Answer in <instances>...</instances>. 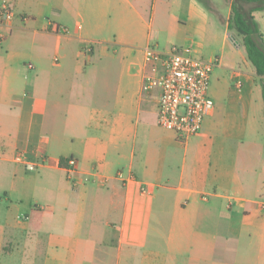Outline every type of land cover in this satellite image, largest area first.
<instances>
[{
  "label": "crops",
  "instance_id": "0c3cea01",
  "mask_svg": "<svg viewBox=\"0 0 264 264\" xmlns=\"http://www.w3.org/2000/svg\"><path fill=\"white\" fill-rule=\"evenodd\" d=\"M3 2L13 17L0 18V264H264V146L249 132L262 93L248 58L238 52L237 66L231 52L235 90L180 142L157 124L154 90L143 99L132 83H108L101 58L118 51L86 48V9L92 27L110 10L142 23L132 0H101L99 14L86 0ZM187 4L181 25L203 33L204 10ZM253 15L264 36V10ZM143 68L142 56L141 90ZM18 152L47 163L28 170ZM29 244L41 260L14 262Z\"/></svg>",
  "mask_w": 264,
  "mask_h": 264
},
{
  "label": "rangeland",
  "instance_id": "374dc122",
  "mask_svg": "<svg viewBox=\"0 0 264 264\" xmlns=\"http://www.w3.org/2000/svg\"><path fill=\"white\" fill-rule=\"evenodd\" d=\"M132 1L136 6V10L143 16L142 23L136 19V15L134 16L133 13L131 15V13L127 12V9H123V13L119 12L118 15L112 14L111 10L108 13L106 12L104 16H100V27L90 26L93 20L87 17L90 14V10L86 9L87 16H85L82 22L83 36L86 39H91L89 43L85 44L86 48H93L94 53L100 52L104 47H107L110 52L113 49L118 51L116 59L101 58L102 63L100 62V67L108 68V83L114 86L120 83H132V90H140V96L143 99H147L146 92L139 89L141 77L138 69L140 68L144 48L150 46L161 49L174 45L182 49H188V45L192 42L194 45L200 44L198 51L195 53L197 56L205 60L218 58L219 64L220 59L223 61L221 66L219 64L213 66L209 77L208 93L212 99L217 100L215 104H219V101L223 102L222 100L226 98L228 91L235 90L236 80L230 78V70L226 67L227 63L230 64V61L227 58L231 56L232 51H235L237 54L234 60H232L237 66L239 64L242 66L238 52L242 53L245 58L247 57L243 47H234L241 41V37L234 29H229L226 25L230 12L229 2L226 0H204L208 10L204 2L197 0L198 5L206 14L205 18L198 20L203 23L205 22L206 27L202 31L203 33L195 34L194 36L190 34L187 27L181 25V23H184V20L186 21L188 0ZM86 2L87 4H93V11L95 13H101V0H86ZM29 7L23 4L21 8L34 9L33 7ZM197 17L195 16V18ZM15 18H19V16L16 15ZM224 34H226V39L224 38ZM86 54L85 60L89 61L92 59V61H95L91 58L92 53L87 52ZM255 82L258 84L256 80ZM151 94L152 100L158 97L156 90L152 91ZM112 97L113 93L111 99ZM262 99L260 93L255 91L251 111V128L249 127V132L253 127L256 128L255 130H258V133L255 134L259 146H264V112ZM149 104L153 105L152 102H149ZM152 114L153 112L150 114L149 122L156 127V130L163 132L164 130L156 126ZM3 185H5V180H3ZM3 219L0 217V223ZM29 245V248H24L23 254L18 253L14 257V262H39L41 260L42 255L40 253L42 248L38 246L34 250V257L30 258L32 249L30 248L31 244ZM4 246L7 249H11L12 242H8L6 239Z\"/></svg>",
  "mask_w": 264,
  "mask_h": 264
},
{
  "label": "built area",
  "instance_id": "2783aa9c",
  "mask_svg": "<svg viewBox=\"0 0 264 264\" xmlns=\"http://www.w3.org/2000/svg\"><path fill=\"white\" fill-rule=\"evenodd\" d=\"M12 17L11 5L3 2L0 5V18L10 20ZM218 64V58L205 60L189 48L174 45L161 49L144 48L142 90H158L157 124L174 133L180 142H185L200 131L204 118L214 106L208 93L209 77L213 66ZM236 85L240 87L241 83L237 81ZM15 160L24 162L28 170H36L47 163L44 157L39 161H28L22 152L15 155ZM76 164L75 158L66 159L68 173L73 172ZM142 192H148V188L143 187Z\"/></svg>",
  "mask_w": 264,
  "mask_h": 264
},
{
  "label": "trees",
  "instance_id": "16d2710c",
  "mask_svg": "<svg viewBox=\"0 0 264 264\" xmlns=\"http://www.w3.org/2000/svg\"><path fill=\"white\" fill-rule=\"evenodd\" d=\"M207 4L204 0H198ZM229 2L227 28L234 29L241 37L246 56L253 65L256 81L261 87L264 102V36L253 12L264 10V0H226ZM209 10V9H208ZM264 112V108H263Z\"/></svg>",
  "mask_w": 264,
  "mask_h": 264
}]
</instances>
